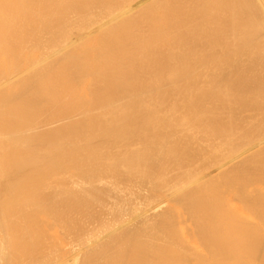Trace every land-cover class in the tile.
Segmentation results:
<instances>
[{"label": "bare ground", "instance_id": "1", "mask_svg": "<svg viewBox=\"0 0 264 264\" xmlns=\"http://www.w3.org/2000/svg\"><path fill=\"white\" fill-rule=\"evenodd\" d=\"M219 1L0 0V264H264V0L204 43Z\"/></svg>", "mask_w": 264, "mask_h": 264}, {"label": "rangeland", "instance_id": "2", "mask_svg": "<svg viewBox=\"0 0 264 264\" xmlns=\"http://www.w3.org/2000/svg\"><path fill=\"white\" fill-rule=\"evenodd\" d=\"M173 1H174V0H172V2H173ZM220 1H221V2H220ZM220 1H219V4L221 3V5H220V7H219V5L217 4V5H218V8L221 9V6H223V5H222L223 2H225V5H224V7L222 8L221 11L225 10L224 12H225L226 14H228L229 12H230V14L226 15L224 12H223V13L220 12V9H219V12H220L219 15H220L221 18H220V17H217V16H218V12L215 10V11L217 12V14L214 12V14H215L216 16H215L213 13L209 15V16H212V15H213L212 18L215 17V19H212L211 17H210V18H209V17H208V18H207V17H204V19H198V22H199L200 24H203V27H202V25H198V28H199L198 30H199V31L196 30V31H197V34H196V35L199 36V33L201 32L200 30H202V29L204 28V26H205L204 31L206 30V33H205L204 31H202L201 33H203V34L200 33L201 36L199 37L200 39L203 38L204 43H205V41L208 42V40H207L206 37L209 36L208 38L211 39L212 35H211V37H210V32H211V34H212L213 32H218V33L220 32V33H221V32L223 31V29H224V31H225V30H229V31H231V30L233 29V27H232V29H231V28L228 29V27L234 26V24H232V21L235 19V16L238 15L237 13H239V12H237V11H238V9H237V8H238L237 5H238V2H239V4H241L242 1H241V3H240V0H238V1H237V0H234V1H232V0H230V1H229V0H224V1H223V0H220ZM222 1H223V2H222ZM226 1H227V2H226ZM235 1H237V2H235ZM229 2H230V3H231V2H234V3H236L237 5H236V4H232V3L230 4ZM170 3H171V0H170ZM228 3H229L231 6H229ZM173 4H174V5H173ZM173 4L171 3L170 6H172V7H170V6H169V7H170V11H172L173 14H174V13H175V9H176V4H175V2H174ZM242 4H243V6L245 7L246 3H245V4L242 3ZM159 5H160V6H159ZM159 5H157V6H159V7L156 6L158 10H162V9H163V6L165 7V5H162V4H159ZM161 5H162V6H161ZM226 5H228L227 7H232L233 5H236L235 7L233 6L234 9L232 8L233 11L235 10V13L237 12V13L235 14L234 17L231 16V17L233 18L232 20L230 19V16H229V15L232 14V13H231L232 10H231L230 8H227V9H226V8H225ZM238 6H239V5H238ZM174 7H175V8H174ZM216 7H217V6H216ZM216 7H215V9L218 10V8H216ZM159 8H161V9H159ZM173 8H174V9H173ZM235 8H236V9H235ZM239 8H240V7H239ZM241 8H242L243 12H244V10L246 11V9H244L242 6H241ZM172 9H173V10H172ZM226 10H228V11L230 10V11L228 12V11H226ZM242 10L239 9V11H240V13H239L240 15H239V16H240V17L238 16L239 18H241V20H242V17H244V16H242V14L244 15V13H245V12L242 13ZM213 11H214V10H213ZM227 12H228V13H227ZM224 14H225V15H224ZM144 15H145V14H144ZM144 15H143V16H144ZM221 15H222V16H221ZM226 16L228 17V19H227ZM143 18H144V17H143ZM206 18L208 19L207 21H209V23L211 22L212 25H213V26H212V25L210 24L211 27H212L211 30L208 29V27H210V25H208V23H207V21H206ZM216 18H218L217 21H216ZM219 18H220V19H219ZM224 18H225V20H224ZM229 19L231 20V21H230L231 23L229 22ZM244 19H246V17H245ZM200 20H201V21H200ZM204 20L206 21V24H207L208 27H206V24L204 23ZM210 20H212V21L215 20L216 23H217V22H219V23L222 22V23H220L221 26H223L222 29H221V26H220V29H218L219 26L216 25L215 22H212V21H210ZM220 20H222V21H220ZM226 20H227V21H226ZM236 20H238V18H236ZM202 21H203V22H202ZM224 21H225V22H224ZM243 21H244V20H242L241 22H243ZM196 22H197V21H196ZM198 22H197V23H198ZM223 22H224V24H223ZM226 22H228V24H229V23H230V24L228 25ZM237 22H239V21H237ZM213 23H214V24H213ZM219 23H217V24H219ZM233 23H236V21H234ZM220 24H219V25H220ZM222 24H223V25H222ZM231 24H232V25H231ZM241 24H242V23H241ZM241 24H239V25H241ZM225 25H228V26H227V29H226V26H225ZM237 25H238V23H237ZM217 26H218V28H217ZM235 26H236V25H235ZM196 27H197V26H196ZM201 27H202V28H201ZM214 27H216V30L214 29ZM200 28H201V29H200ZM206 28L208 29V31H207ZM234 28H235V27H234ZM236 28H238V27H236ZM213 29H214L215 31H213ZM198 32H199V33H198ZM207 32H208L209 34H207ZM189 35H190V37H192L193 34H188V36H189ZM206 35H207V36H206ZM193 37H194V35H193ZM201 37H202V38H201ZM195 38H198V37H195ZM205 38H206V40H205ZM212 39H213V38H212ZM210 41H211V40H210ZM207 42H206V43H207ZM212 42H215V40H214V41L212 40L210 43H212ZM208 43H209V42H208ZM215 43H216V42H215ZM212 44H214V43H212ZM210 46L212 47L213 45H210ZM242 64H243V63H242ZM245 64H246V68H245ZM245 64H244V67L242 66L243 68L239 66L240 71H239V68L237 67V68H238V71L236 70V72H238V73L241 72V75H242L243 73H244V74L246 73L247 76H249L250 73L252 74V73H254V72H255V74H256V73H258V74L260 73V72H259V69L262 68V67H259V66H260L261 64H256V65H259V66H255V65H254L255 67H257V68H256V71H254V69H255L254 66H253V65H250L251 67L253 66V72H252V70H251V67L249 68V65H248L247 63H245ZM261 66H262V65H261ZM247 67H248L249 69H247ZM258 67H259V69H258ZM244 68H245V69H244ZM243 70H244V71H243ZM247 70H248V71H247ZM257 71H258V72H257ZM249 72H250V73H249ZM262 72H263V71H262ZM244 74H243V75H244ZM252 75H253V74H252ZM260 75L264 76L263 73H260ZM245 77H246V75H245ZM247 78H249V77H247ZM243 168H245V167H243ZM246 169H247V168H246ZM242 170H243V169H242ZM242 170H241V173L243 172ZM251 170H252V169H249V171H251ZM256 170H257V169H256ZM256 170H254V169L252 170V173H255V174H252V176L254 175L252 178H254L256 175H258V172H257ZM244 171H245V170H244ZM253 171H254V172H253ZM245 172H246V173H242V174H243V175H242V174L240 173L239 169L237 168L236 171H234V173H233L234 176H233L232 173H230L231 176H230V175H229V176H230V177H236V176H237L238 179H240V178H241V179H248V178L251 179V175H249V177H246V178H245V175H247L248 173H250V172H248V171H245ZM235 174H236V175H235ZM250 174H251V173H250ZM227 176H228V175H227ZM227 176H226V177H227ZM238 176H239V177H238ZM247 176H248V175H247ZM255 178H256V177H255ZM220 179H221V178H220ZM213 183H217V184H218V180H217V182H213ZM219 183H220V182H219ZM218 185H219V184H218ZM209 189H210V188H209ZM40 201H41V200L38 201V205H37L36 203L33 204V206H31V210H30V207H29V210H28V211H26V210L28 209V207H26L27 209H24L26 212L22 209V210L24 211V213L22 212L23 217L21 216V218H23V219L21 220V218H20L19 221H20V222H28L29 219H30V216H31V218L35 216L36 210L34 209V208H35L34 205L38 206V208H36V209H38L37 211L40 213V210H41V209H39V204H40L39 202H40ZM243 201H245V200H243ZM253 201H254V202H253ZM253 201H252V204H251V205H253V206H250V203H249V205H248L246 202H245V203H246L248 206H250V210H251V211L254 210L255 208L260 209V210H257V209H256V210L253 211V212L256 211V212H257L256 214H260V213H261V214H264V209H263V208H264V205H262V204L264 203V200H261V203H260V202H257L256 200H253ZM255 201H256V204H257V203H258V204L260 203L262 206H261L260 204H259L258 206H254L253 203H255ZM258 201H259V200H258ZM12 202H13V204H12V205H10V204L7 205L6 208H5V206H0V217H1L0 219H5V218H6V220L8 219V221H10L11 224H12V226H13V224L15 223V220L13 219L12 215L18 211V210L15 209V206H16V204H17L18 201L16 200V203H15V201H12ZM236 202H238V200H235V203H236ZM262 202H263V203H262ZM14 203H15V204H14ZM18 203H19V202H18ZM239 203H240V204H239ZM241 203H243V204H245V203L242 202V201H241V202H240V201L238 202V204H239L240 206H242V208H244V211H246V212H243V211H242V213H245V215H242L241 211H239L241 207L239 208V205L236 203V204L238 205L237 207L239 208L238 211L241 213V214H238V217H239V215H241L243 219H240V222H241V220H242V221L245 220V222H246V219H249V217H247L249 214H246V213H249V212H250L249 210H248L249 212L247 211V209H248L249 207H248V206H245L246 204H245L244 207H243V204H241ZM256 204H255V205H256ZM13 206H14V207H13ZM260 206H261V207H260ZM2 207H3V208H2ZM247 207H248V208H247ZM253 207H254V208H253ZM11 208H12V209H11ZM178 208H180V207H178ZM242 208H241V209H242ZM251 208H253V209H251ZM10 209H11L12 211H10ZM245 209H246V210H245ZM261 209L263 210V212L261 211ZM4 210H6L7 213H6ZM32 210H35V212H34V211L32 212ZM169 210H170V209H169ZM172 210L174 211V208H173ZM176 210H177V208L175 209V212H176ZM2 211H4V212H2ZM41 211H42V210H41ZM1 212H2V213H1ZM12 212H13V213H12ZM29 212H30V213H29ZM38 212H37V216H35V217H38V218H40V217H41V218H44V217L46 216V213L44 214V211H43V212H42L43 215L40 213V217H39ZM168 212H169V211H168ZM168 212H167V213H168ZM175 212H173V214H174ZM258 212H260V213H258ZM11 213H12V214H11ZM237 213H238V212L236 211L235 214H234V215H235L234 218H236V220L238 221L239 219L237 218ZM2 214H3V215H2ZM28 214L30 215L29 217H28ZM168 214H169V213H168ZM170 214H171V211H170ZM250 214H251V213H250ZM253 214H254V215H253ZM253 214H251V216L254 217V218L256 217L255 220H256L257 222L259 221V222L257 223V225L259 224V225H258V228H259L260 226H262V227H260V229H261V228H264V225H261V224H264V221H263L264 219H262V218H263L262 215H260V218H259V215H257V216H258V218H257V216L255 215V213H253ZM246 215H247V216H246ZM2 216H3L4 218H3ZM6 216H7V217H6ZM8 216H9V217H8ZM26 216H27V218H29V219L25 218ZM43 216H44V217H43ZM243 216H245V217H243ZM246 217H247V218H246ZM252 217H251L250 221H248V223H245V222H244L243 224H246V225H247V224H249V223H252V222L254 221V218H252ZM10 218H11L12 220H9ZM239 218H241V217H239ZM245 218H246V219H245ZM26 219H27L28 221H27ZM24 220H25V221H24ZM234 220H235V219H234ZM234 220H233V221H234ZM236 220H235V221H236ZM13 221H14V222H13ZM260 221H261V222H260ZM262 221H263V222H262ZM218 222L220 223V221H218ZM222 222H223V221H222ZM222 222H221L220 224H219V223H218V224L221 226ZM240 222H239V223H240ZM254 222H255V221H254ZM260 223H261V224H260ZM218 224L216 223L215 226H216V225L218 226ZM224 224H225V221H224V223H223L222 225L225 226ZM240 224H242V222H241ZM253 224H254V223L250 224L252 228L250 227V225H247V226H249L250 229H254ZM255 225H256V223H255ZM12 226H11V225H7V226L4 228L5 230L2 229V227H0V228H1L0 231H1V230H4V231L6 232L7 229H8V230L12 229ZM215 226H212V228L215 227ZM185 227H187V226H185ZM223 228H224V227H222V228L220 229V230H221V232H220V236H222V233H223L222 231H223L226 227H225L224 229H223ZM222 229H223V230H222ZM246 229H248V228H246ZM246 229H244V230H246ZM255 229H256V228H255ZM215 230H216V229L214 228L213 230H211V232H212V231L215 232ZM220 230H216V232H218V231H220ZM239 230H240V229H238L237 231H239ZM244 230L242 229L241 231H239V233H241V232L244 231ZM10 231H11V230H10ZM10 231H9V232H10ZM226 231H228V229H227ZM237 231H236V232H237ZM257 231H258V230H257ZM187 232H188V233H187V234L185 233V234H186L187 236H189V238H188V240H187V239H186V240H187V242H189V240H190V235H191L192 233L189 232V231H187ZM224 232H225V230H224ZM236 232H230V231H228V234H227L226 232H225V234H227L228 237H229V234H231V233H233V234L230 235L231 237H232V235H235V236L238 235V236H239L240 234H238V232H237V234H235ZM258 232H259V231H258ZM190 233H191V234H190ZM202 233H203V232H198V233H196V234L201 235ZM260 233L263 234V232H259V235L261 236V237L259 236V238L261 239V238H262V235H261ZM189 234H190V235H189ZM244 234L246 235L247 233H246V232H242V235H243V236H242V235H240V236H241V237H245ZM186 235H185V237H186ZM192 235H193V234H192ZM199 235H196V237H198ZM203 235L206 236V238H203V239L205 240V241H203V242H202L203 239L199 241V240H198L199 237L196 238V237L191 236V238L194 239V244H196V243H195V238H196V239H197V240H196L197 243H199V244H197V245H200V244L203 245V247H202V245H201V247L203 248L202 250H201V248L198 247V246H195V248H193V247H194V246H193V245H194V244H193V239L191 240L192 242H189V243L192 244L191 246H193V247H191V246L189 247L186 241H185V242H186L185 244H187V245H185V246H186V247L188 246L187 248H189L190 250L192 249V251L194 250V251H199V252L201 251V252H204V250H205V253H208V252H209V254H210V250L208 249V246H207L208 243H209V241H206V239H207V237H211V236H210V234H209V236L206 235V233H205V234H202L201 236H203ZM223 235H224V233H223ZM194 236H195V235H194ZM204 236H203V237H204ZM224 236H225V235H224ZM240 236L238 237V240H239L240 242H242V244H244L243 241L245 240V238H242V239H243V241H242V240L240 239V238H241ZM231 237H229V238L226 237V240H228V243H229V244H230V243H234V242H236V241H235L236 239H234L235 237H233L234 240L229 241V239H230ZM186 238H187V237H186ZM200 238H201V237H200ZM222 238L224 239L223 241H226L225 238H224L223 236H222ZM236 238H237V237H236ZM200 242H202V243H200ZM206 242H207V244H205ZM217 242H218V246H222V245H224V244H225V245L228 244L227 242H222V241H221L222 243H221V245H219V244H220L219 239H218V241H216V242H214V243L216 244ZM214 243H212V244L214 245ZM223 243H224V244H223ZM237 243H238V242H237ZM235 244H236V243H235ZM174 245H175V247L177 246V248L179 247V246L176 245V244H174ZM210 245H211V243H209V246H210ZM216 246H217V245H216ZM233 246H234V245H233ZM197 247H198L199 249H198ZM172 248H173V247H172ZM177 248H176V249H177ZM209 248H210V247H209ZM173 249H174V248H173ZM174 251H175V249H174L173 251H171V253H173ZM171 253H170V255H173V254H171ZM168 257H169V256H168Z\"/></svg>", "mask_w": 264, "mask_h": 264}]
</instances>
